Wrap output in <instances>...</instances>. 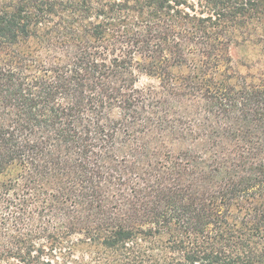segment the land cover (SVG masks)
<instances>
[{"label": "trees", "instance_id": "16d2710c", "mask_svg": "<svg viewBox=\"0 0 264 264\" xmlns=\"http://www.w3.org/2000/svg\"><path fill=\"white\" fill-rule=\"evenodd\" d=\"M0 232V264H264V0H0Z\"/></svg>", "mask_w": 264, "mask_h": 264}, {"label": "rangeland", "instance_id": "374dc122", "mask_svg": "<svg viewBox=\"0 0 264 264\" xmlns=\"http://www.w3.org/2000/svg\"><path fill=\"white\" fill-rule=\"evenodd\" d=\"M251 53L249 50H234V49L232 50V56L234 57L235 60L243 58L246 55L250 56ZM79 238H80L79 236H70V239H68V240H70L71 242H76L77 239H79ZM9 239H10V233L9 232H0V252H1V248L5 246V244L8 242ZM62 239H64V238H62ZM36 242H38V244H39L38 246H43L44 251L47 253L51 252L50 248H51V246H53V244H55V245L57 244V241H56V239H54V237H48L47 239H44V240L40 238ZM75 250L76 251L74 253V258H77L80 256L81 252H79V249H75ZM85 259L87 261H89L90 257H88L86 255Z\"/></svg>", "mask_w": 264, "mask_h": 264}]
</instances>
